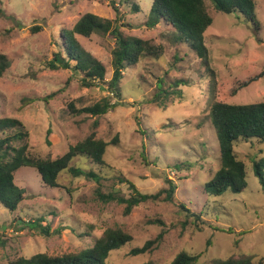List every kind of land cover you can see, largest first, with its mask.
Segmentation results:
<instances>
[{
  "label": "rangeland",
  "instance_id": "1",
  "mask_svg": "<svg viewBox=\"0 0 264 264\" xmlns=\"http://www.w3.org/2000/svg\"><path fill=\"white\" fill-rule=\"evenodd\" d=\"M116 1L118 12L109 0H0V53L11 61L0 78V118L23 123L5 132L0 129V137L28 131L30 152L43 158L62 155L93 130L112 142L104 155L106 166L85 156L72 162L97 172L98 182L63 171L60 186L51 187L34 167L15 172L14 181L25 193L16 211L0 204V264L37 253L79 252L115 226L134 239L111 251L108 264H171L181 251L199 255L196 264L243 253L264 264V184L252 168V159L264 155V143L252 139L236 146L249 168L247 188L221 196L204 190L220 164L219 142L209 116L213 95L229 103L264 98V74L258 76L264 69V0H255L257 25L207 2L213 24L204 38L205 59L176 40L171 25H145L151 0ZM135 6L141 10L135 12ZM86 12L113 20L121 16L116 21L124 34L163 48L161 57L146 56L124 70L118 98L106 82L84 86L79 72L49 65L62 48L61 30L72 28ZM76 37L105 65L106 81L110 80L114 38L109 33ZM179 79L188 85H174ZM179 88L180 98L174 93ZM161 89L168 93L158 98ZM105 97L120 104L101 116L78 112ZM94 121L99 122L96 128ZM167 179L176 185L171 201L148 200L129 214L125 203H107L97 196L100 189L129 197L128 181L143 193H157L169 188ZM192 213L202 218L201 228L193 223ZM161 232L162 239L150 252L129 253Z\"/></svg>",
  "mask_w": 264,
  "mask_h": 264
},
{
  "label": "trees",
  "instance_id": "2",
  "mask_svg": "<svg viewBox=\"0 0 264 264\" xmlns=\"http://www.w3.org/2000/svg\"><path fill=\"white\" fill-rule=\"evenodd\" d=\"M151 7L145 25L156 27L164 23L171 25L175 31V39L190 46L200 57H207V47L204 43L206 31L213 24V17L208 12L207 2L223 13L242 14L254 25L256 21L255 0H151ZM129 3V0H126ZM109 5L119 11V3L116 0H109ZM135 12L141 10L134 7ZM3 9L0 6V15ZM121 19H108L92 12L82 15L70 29H62V44L60 51L54 53L53 61L49 65L52 68L59 66L79 72L84 86H92L95 82L107 84L108 89L115 98L121 96L119 83L123 78L124 70L131 65L137 64L146 56L161 57L163 48L161 45H154L150 40L142 39L133 35L124 34L117 21ZM117 20V21H116ZM110 34L115 40L112 50L113 75L106 81V67L93 54L86 50L76 35L90 37L93 34ZM74 62V64H72ZM11 61L5 53H0V78L10 67ZM264 69L258 75L261 77ZM255 76L244 81L238 88L247 86ZM187 82V81H186ZM184 79L174 82V85H188ZM174 93L179 98L182 97L181 89ZM236 89H234V92ZM168 91L161 89L156 95L166 96ZM165 94V95H163ZM120 104V100L112 101L109 97L101 101L78 109L79 113H86L94 116H101L114 109ZM74 108L73 104L70 105ZM209 116L212 126L215 129L219 142V168L212 178L204 185V190L213 196H221L224 193L241 192L248 186V166L239 156L236 146L240 141H251L252 139L264 143V98L252 103H229L214 98L209 108ZM22 125L23 123L12 117L0 118V129ZM99 125L94 121V127ZM28 131H17L12 135L0 137V204L10 211H16L19 203L23 200L24 189L20 188L14 181L15 172L24 166L34 167L41 175L45 185L51 187L60 186L59 178L63 171H68L74 177L85 176L86 178L100 181L101 176L86 168L72 164L77 156H85L91 162L106 166L105 153L107 147L112 143L97 137L93 130L86 138L69 146L68 150L56 158H43L34 155L29 150ZM116 139H114L115 141ZM20 142L19 145L16 143ZM252 168L260 182L264 184V155L257 159H252ZM132 189L129 197L116 194L114 192L104 193L97 190V196L103 202L117 201L125 203V213L129 214L133 207L148 200L157 201L163 198L164 201H171L176 189L172 179H167L169 188H163L157 193H143L136 185L128 181ZM164 196L162 197V195ZM182 208L190 212L184 204ZM193 223L197 228H201L198 221L202 220L198 213H192ZM161 222V221H160ZM41 226L43 231L47 228ZM161 232L155 239L147 240L142 246L133 247L129 253L133 256L150 252L162 239ZM134 239L133 235L119 226L108 227L92 246L86 247L79 252H69L62 255H50L47 253H37L30 257L20 256L3 264H108L106 262L111 251L119 249ZM199 255L190 254L186 251L179 252L171 264H196ZM254 259V255L241 254L239 256H229L226 258H215L209 264H262Z\"/></svg>",
  "mask_w": 264,
  "mask_h": 264
}]
</instances>
